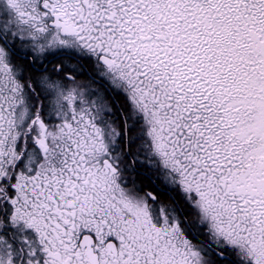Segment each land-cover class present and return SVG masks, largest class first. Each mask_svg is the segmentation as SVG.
<instances>
[{
  "label": "snow or ice",
  "instance_id": "obj_1",
  "mask_svg": "<svg viewBox=\"0 0 264 264\" xmlns=\"http://www.w3.org/2000/svg\"><path fill=\"white\" fill-rule=\"evenodd\" d=\"M0 264H264V0H0Z\"/></svg>",
  "mask_w": 264,
  "mask_h": 264
}]
</instances>
